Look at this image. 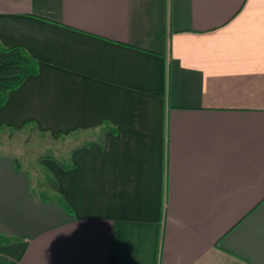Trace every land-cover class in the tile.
Wrapping results in <instances>:
<instances>
[{"label": "crops", "instance_id": "crops-1", "mask_svg": "<svg viewBox=\"0 0 264 264\" xmlns=\"http://www.w3.org/2000/svg\"><path fill=\"white\" fill-rule=\"evenodd\" d=\"M0 44L1 125L98 137L42 161L70 212L0 152V264H264V0H0Z\"/></svg>", "mask_w": 264, "mask_h": 264}, {"label": "trees", "instance_id": "trees-1", "mask_svg": "<svg viewBox=\"0 0 264 264\" xmlns=\"http://www.w3.org/2000/svg\"><path fill=\"white\" fill-rule=\"evenodd\" d=\"M37 72V63L36 61L21 47L18 45H11V46H3L0 44V105H2L5 101V97L8 91L15 89L18 87L24 78L28 75H34ZM11 130H19L25 127L33 128L30 125V122H24L19 129H14L10 126H5L0 124V131L4 128ZM87 135V134H86ZM85 133L82 135L79 132H71L68 134L57 133L56 138L59 140V143L56 145L58 147H54V150H61V153H64L65 156L77 147H88L95 139L97 140L98 137L95 139L89 136L86 137ZM94 135V134H90ZM98 136V134H97ZM69 137V140L67 139ZM61 149H60V148ZM60 153V155H61ZM13 168L15 170L20 169V162L17 157H11ZM43 160H50L54 162L58 167L63 170L70 169L73 165L68 162L67 158L63 157H56L53 156L51 152H45L39 154L37 156V161L42 164ZM28 178H30L28 172L25 170ZM51 183L55 184L52 177L47 176L44 179V183ZM36 189V191L34 190ZM28 191L32 196L39 198L43 202H50L61 206L67 212H70L68 206L64 203V201L60 198L58 194L55 192H49L44 190L41 187L40 182H36L33 186L30 184L28 187ZM39 191V192H38ZM14 240L12 237L4 236L0 234V244H6L10 241Z\"/></svg>", "mask_w": 264, "mask_h": 264}, {"label": "rangeland", "instance_id": "rangeland-1", "mask_svg": "<svg viewBox=\"0 0 264 264\" xmlns=\"http://www.w3.org/2000/svg\"><path fill=\"white\" fill-rule=\"evenodd\" d=\"M59 140L47 132L39 131L36 128H23L9 131L6 127L0 131V152L17 157L22 169L30 176V184L33 186L37 181L41 187L49 191L44 179L50 176L44 165L37 161V156L45 152H51L53 156L66 158L61 150H54ZM61 153V155H60ZM51 177V176H50ZM36 191V189H34ZM39 192V191H38Z\"/></svg>", "mask_w": 264, "mask_h": 264}]
</instances>
